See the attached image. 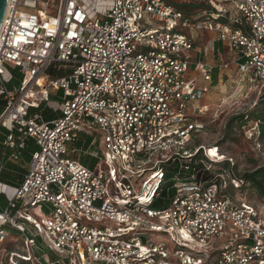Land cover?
Returning a JSON list of instances; mask_svg holds the SVG:
<instances>
[{
	"label": "built area",
	"instance_id": "obj_1",
	"mask_svg": "<svg viewBox=\"0 0 264 264\" xmlns=\"http://www.w3.org/2000/svg\"><path fill=\"white\" fill-rule=\"evenodd\" d=\"M185 28L216 38L198 48ZM216 42L230 59L217 56ZM228 70L237 87L264 91V0H9L0 30L3 146L13 158L28 139L38 146L21 184L0 189V245L9 229L25 245L9 264H61L46 250L69 264H205L211 253L213 264H264V215L221 185L178 182L166 208L152 207L163 164L191 156L187 145L204 127L196 117L210 105L191 104ZM95 130L107 148L99 171L67 157ZM146 160L162 166L140 186L145 169L132 166ZM154 233L168 234L176 250Z\"/></svg>",
	"mask_w": 264,
	"mask_h": 264
},
{
	"label": "rangeland",
	"instance_id": "obj_2",
	"mask_svg": "<svg viewBox=\"0 0 264 264\" xmlns=\"http://www.w3.org/2000/svg\"><path fill=\"white\" fill-rule=\"evenodd\" d=\"M175 2V0H171ZM190 16L194 17L195 12L190 13L189 9L185 8ZM233 16L239 15L237 12ZM185 34L193 38V41L201 43L207 40L213 32L205 30H193L185 28ZM225 59V58H224ZM232 69H235L233 66ZM218 76V78H217ZM216 82V83H215ZM263 93V92H262ZM260 89L254 84L247 82L241 83L237 87V81L233 70H228L225 73L214 75L213 88L208 92L203 99L197 100L191 105L197 107L199 104H210V109L207 113L197 116L196 120L203 124V129L195 133L187 145V149L198 151L203 148L201 152L206 154L207 160L204 161L211 170L219 172L221 179L222 193L228 191L234 200L251 203L264 215V197L260 194L259 188L252 182L245 179L248 173L256 172L257 170H264V138L261 135V124L255 121V117L248 116L251 113H259L264 110V102L261 96ZM222 100H225L222 102ZM52 101L60 102L59 98H52ZM2 106H0V112ZM244 116L247 122L241 125V118ZM4 131H0V147L3 140ZM102 132L100 130L86 132L80 136V142L71 144L69 146L70 152L67 157L78 159L83 164L91 169L99 171L102 167L106 168L104 163V154L107 150L102 142ZM93 141V146L89 148V142ZM82 148L73 153V147ZM35 147L30 146L26 150L23 157L18 162L20 166L26 165L30 159L29 152ZM95 150L98 154L91 156L89 150ZM212 149H217L220 158H213L210 156ZM219 149V150H218ZM225 160H230V164H225ZM100 165V168H99ZM165 165V164H163ZM141 166L145 169L144 176L139 180V185H144V182L151 179L154 172L162 166L161 162L145 161L138 166H132L133 169ZM158 169V170H159ZM264 174V171L261 173ZM163 178V177H162ZM240 178L244 180L241 184ZM260 178V177H259ZM264 178V177H263ZM261 181L264 183V179ZM1 181H6L5 178H0ZM46 207L37 209L39 217L41 218ZM85 221L89 225L99 227V224L93 221ZM154 241L168 242L170 250H176V244L170 240L166 233H154ZM15 242V243H14ZM7 245L16 244L20 250H24L25 245L22 239L15 240L13 237L9 238ZM12 244V245H13ZM51 259H57L56 255L47 251ZM205 255V254H204ZM204 255H201L203 257ZM206 258L205 264H213L214 254L204 256Z\"/></svg>",
	"mask_w": 264,
	"mask_h": 264
},
{
	"label": "trees",
	"instance_id": "obj_3",
	"mask_svg": "<svg viewBox=\"0 0 264 264\" xmlns=\"http://www.w3.org/2000/svg\"><path fill=\"white\" fill-rule=\"evenodd\" d=\"M215 73L216 75H218L217 72ZM261 96L263 98L261 102H264V91L261 94ZM248 116L255 117V121L261 124L262 127L261 135L262 138H264V110H262L257 114L251 113L250 115H247V117ZM247 120L248 118L246 119L244 116H242L241 125L246 123ZM202 149L203 148H200L198 151L196 150L190 151L192 154L191 156H183V155L176 156L174 159L170 160L168 163L163 165V178L161 181L160 195L157 198H155L152 206L153 208H157V209L166 208L170 204L173 196L176 193V184L178 182L193 180L202 183H208V184L215 183L221 185L219 172H215L211 170L209 167H207L209 163L208 164L206 162L204 163V161H208L207 160L208 156L206 154H203V152H201ZM224 163L230 164V160H225ZM263 171L264 170H257L256 172L248 173L245 175V179L248 182L254 183L259 188L260 194L264 197V183L261 181V179L264 177V174H261ZM239 181L241 182V184L244 183V180L242 178H240ZM223 194L234 200V197L230 193H228V191H224ZM234 201L237 203L241 202L237 199ZM11 237H13L15 240L20 238L24 243L21 233L16 230L9 229V238ZM9 238L7 239V241L9 240ZM7 241H5L3 244L0 245V250H2L3 264H9L10 252H16L19 254L25 253V250H20L16 244L12 243L13 245L12 244L7 245L8 244ZM54 254L57 257V260L61 262V264H69V260L66 257L59 256L56 253ZM19 262L20 264H31L30 262L24 260H19Z\"/></svg>",
	"mask_w": 264,
	"mask_h": 264
},
{
	"label": "crops",
	"instance_id": "obj_4",
	"mask_svg": "<svg viewBox=\"0 0 264 264\" xmlns=\"http://www.w3.org/2000/svg\"><path fill=\"white\" fill-rule=\"evenodd\" d=\"M209 32L211 33L213 31H209ZM214 38H216V33L215 32H213V35H211V37H209L207 40L203 39V41L201 43L195 42V44H196V46L198 48H203L207 44L208 40H211V39H214ZM216 47L218 48L217 56H219V57H221L223 59L225 58L227 60L232 57V52H231V50H229V47H228L227 44H224V43H221V42H216ZM205 59L211 61L212 57H211V55H208V56L205 57ZM208 105H210V104H208ZM44 114L46 115L47 118H51V117H53V115H55V114L51 113V111L49 109H47V108L44 110ZM2 130L4 131L3 132L4 133L3 134V140H4L5 134L7 133V131L5 129H3V128H0V131H2ZM80 136H79L78 140L75 141L72 144L79 143L80 142ZM3 140L1 141V147H0V161L4 160L5 167H4V170L0 173V178L3 177V178H5L6 181H1L0 180V189L1 188H6L5 185L6 186L17 187V186H19L21 184V182L23 181L24 175L27 172L28 165H29V162L31 160L32 154L38 149V146H37L35 140L34 139H28L27 142H26L27 143L26 148L23 149V150H20L18 152V158H13L12 155L15 153L16 150H11V149H8V148L5 149L4 146H3ZM93 141H94V139L89 142V148H90V146L94 145ZM30 146L35 147V149L28 153L30 159L27 161L26 165L20 166L17 161H19L21 159V157H23V155L25 154L26 150L29 149ZM76 148L78 150L80 149L82 151V148H78V147H76ZM88 150L89 149H85V151H88ZM88 152H89V154L91 156H95V157L98 154L95 150H89ZM4 153H5V156L3 155ZM6 206H7V198H6L5 194L0 193V210L4 209ZM36 213L38 214V212H36ZM38 216H39V214H38ZM2 261H3L2 250H0V264H3Z\"/></svg>",
	"mask_w": 264,
	"mask_h": 264
},
{
	"label": "water",
	"instance_id": "obj_5",
	"mask_svg": "<svg viewBox=\"0 0 264 264\" xmlns=\"http://www.w3.org/2000/svg\"><path fill=\"white\" fill-rule=\"evenodd\" d=\"M9 0H0V30L2 27V23L6 14V10L8 7Z\"/></svg>",
	"mask_w": 264,
	"mask_h": 264
},
{
	"label": "bare ground",
	"instance_id": "obj_6",
	"mask_svg": "<svg viewBox=\"0 0 264 264\" xmlns=\"http://www.w3.org/2000/svg\"><path fill=\"white\" fill-rule=\"evenodd\" d=\"M219 155L220 154L217 152V149H212L211 152H210V156H212L213 158H220ZM8 191L10 192V191H12V189L8 188Z\"/></svg>",
	"mask_w": 264,
	"mask_h": 264
}]
</instances>
